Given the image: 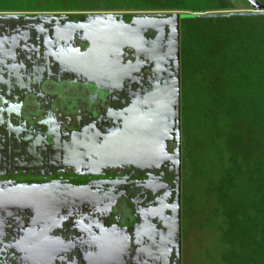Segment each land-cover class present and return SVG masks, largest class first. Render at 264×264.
Returning <instances> with one entry per match:
<instances>
[{"label":"flooded vegetation","instance_id":"af4514ba","mask_svg":"<svg viewBox=\"0 0 264 264\" xmlns=\"http://www.w3.org/2000/svg\"><path fill=\"white\" fill-rule=\"evenodd\" d=\"M59 92L22 104L19 128L0 126V264H184L181 167L72 161L65 144L75 155L97 131L103 144L127 105Z\"/></svg>","mask_w":264,"mask_h":264},{"label":"trees","instance_id":"16d2710c","mask_svg":"<svg viewBox=\"0 0 264 264\" xmlns=\"http://www.w3.org/2000/svg\"><path fill=\"white\" fill-rule=\"evenodd\" d=\"M251 11L246 0H0V15H197L179 24L183 223L197 264H264V14H232Z\"/></svg>","mask_w":264,"mask_h":264},{"label":"water","instance_id":"95a60500","mask_svg":"<svg viewBox=\"0 0 264 264\" xmlns=\"http://www.w3.org/2000/svg\"><path fill=\"white\" fill-rule=\"evenodd\" d=\"M246 1L251 12L232 14H264L260 3ZM194 16L0 15V126L19 128L22 104L32 99L59 98L62 88L85 90L89 102H107L108 112L116 109L115 102L126 103L124 123L107 132L103 144L98 143L103 133L97 131L93 140L76 147L75 155V145L65 144L69 159L88 160L97 154L112 168L173 164L179 175V24ZM48 85L57 89L44 91Z\"/></svg>","mask_w":264,"mask_h":264},{"label":"rangeland","instance_id":"374dc122","mask_svg":"<svg viewBox=\"0 0 264 264\" xmlns=\"http://www.w3.org/2000/svg\"><path fill=\"white\" fill-rule=\"evenodd\" d=\"M180 57L182 59V49H181V47H180ZM180 84H181V94H182L181 95V99H182L183 88H184V86H183V74L182 73H181V78H180ZM191 99H192L191 105H192V107H194V103L197 102V100L193 96L191 97ZM182 102H183V100H182ZM183 186H184V184H183ZM183 217H184V215H183ZM192 219L193 220L191 221L192 222L191 225L193 226L194 221L196 220V218L194 219L192 217ZM193 228H194V226H193ZM196 235L197 234L194 231H192V228H191V232L189 233V231L187 230V226L184 225V223H183V253H184V256L186 254V251L190 248V245L191 246L193 245L191 251L190 250H189L190 252L187 251V253H188L187 255L188 256H186V260H185L184 264H197V262L200 261L202 256H203L202 254H200L201 255L200 256L199 255V251L194 249V247L196 248L197 246H200V242L199 243L195 242V236ZM197 249H198V247H197Z\"/></svg>","mask_w":264,"mask_h":264}]
</instances>
